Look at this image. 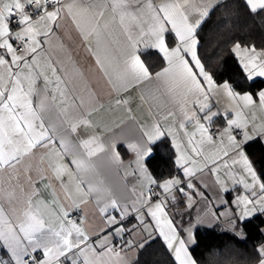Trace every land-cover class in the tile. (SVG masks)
I'll list each match as a JSON object with an SVG mask.
<instances>
[{
  "label": "snow or ice",
  "instance_id": "6c2138e0",
  "mask_svg": "<svg viewBox=\"0 0 264 264\" xmlns=\"http://www.w3.org/2000/svg\"><path fill=\"white\" fill-rule=\"evenodd\" d=\"M218 2L0 0V169L14 166L37 147L57 146L54 129L50 130L46 125L44 114L47 111L48 86L55 83L52 91H59L63 98L64 92L60 90L63 80L56 75L57 69L49 61L46 67L54 80L50 79L41 60L53 27H59V21L63 19L62 13L71 17L84 42L89 46L95 42L96 46L91 48L92 55L114 90L119 92L122 88L126 91L145 82L160 81L177 99L182 117L180 129H184L186 123H193L195 127L191 133L184 132L186 144L178 139L174 127L162 126L159 122L150 127L142 126L139 137L127 144L140 173L147 179V192H141L131 206L137 224L125 227L123 221L130 214L128 206H122L111 196L100 206L101 198L97 195L102 224L95 233L97 239L92 241L88 231L81 227L85 218L82 217L80 223L70 219L71 214L57 206L55 200L49 203L57 207L54 215L58 226L45 219L39 206L44 201L37 191L28 198V207L18 224H13L0 208V264H105V258L112 257L116 258L117 264H138V256L130 261L122 253H138L156 242L171 254L174 264H197L189 248L196 243L193 230L202 221L197 217L194 223L190 221L187 226L178 228L166 207L169 199L176 200L175 192H178L187 197L188 208H191L192 195L185 188L194 189L191 177L209 165H213L211 171L216 174L223 191H228L227 180L243 188V193L231 201L229 211L220 213V216L228 218L236 235L243 234L244 225L255 214L264 215V168L257 169L245 151L250 143L264 141V124L257 127L245 115L246 109L257 106L264 111V88L252 90L257 78H264V49L258 50L255 44L235 42L231 52L240 69L239 77L222 82L214 79L198 55L197 34ZM244 5L251 14L264 12V0H244ZM109 10L111 15L104 20L103 29H108L118 18L126 36L115 79L98 54L102 42L101 20ZM126 21L131 22V27L126 25ZM152 57L159 59V71H154L149 63ZM41 77L44 95L38 104H34L33 98L40 96L36 85ZM213 95H223L229 101L223 113L212 110L213 105L209 101ZM52 103H56L55 95H52ZM93 114L89 112L70 123L65 130L77 133L81 128L86 134L87 138H78L77 145L83 149L85 158L77 157L70 142L63 136L59 138V149L71 155L76 174L74 176L64 164L54 171L58 178L63 173L70 178H78V191L82 190L80 185L84 183L81 174H87L92 168L90 158L105 151L98 136L91 131L90 117ZM217 119L223 123L216 129L214 137L212 125ZM169 137L171 140L167 146L175 151L173 166L182 171L184 179L171 174L154 178L146 167L157 147L163 146ZM214 139L220 141V147L207 156L200 145L212 143ZM112 157L119 162L118 153L113 152ZM101 191L89 184L86 194H99ZM81 203L87 204L88 201ZM222 203L228 204V201ZM75 209L80 210V204H75ZM109 209L118 216L111 214ZM213 217L216 218L215 214ZM125 233L131 238L125 240ZM112 238L122 241L118 251H114ZM37 252H42L43 258H38ZM255 252L256 264H264V244L258 245Z\"/></svg>",
  "mask_w": 264,
  "mask_h": 264
},
{
  "label": "crops",
  "instance_id": "0c3cea01",
  "mask_svg": "<svg viewBox=\"0 0 264 264\" xmlns=\"http://www.w3.org/2000/svg\"><path fill=\"white\" fill-rule=\"evenodd\" d=\"M94 2L102 3L103 0H94ZM191 2L201 4L206 0H191ZM110 15V10L106 11L104 19L101 20L102 42L98 54L108 72L115 79L121 64V51L126 44V36L118 18L109 25L108 29H103L104 20L108 19ZM61 16L63 19L59 21V27H53V34L48 44L44 46L45 50L41 60L50 79L54 80L46 67L49 61L57 69L56 75L63 80L60 85V90L64 92L63 98L59 91H52L56 87L55 83L48 86L47 111L44 114L46 125L50 127V130L54 129L53 134L57 138V146L56 148L51 145L37 147L23 156L20 162L14 166L0 169V208H3L13 224H18L23 219V213L28 207V198L39 191L41 199L44 201L39 206L45 219H50L53 226H58L54 215L57 207L52 206L49 202L55 200L57 206L63 207L68 212L75 209V204H80V208L83 209L82 217L85 218L81 227H84L88 231L90 239L95 241L97 239L95 233L102 224L97 206V195L101 198L100 206H103L109 196L116 198L122 206H128L130 214L123 221L125 227L130 228L138 223L135 213L131 212V206L141 192H147V179L140 173L135 164V156L127 149V144L139 137L141 127H150L156 122L162 126H172L177 132L178 139L184 144L187 143L184 132L191 133L195 131V127L193 123H186L185 128L180 129L182 117L177 99L160 81L145 82L140 86L129 87L126 91L122 88L119 92L114 90L108 83V79L99 70L96 58L92 55L91 48L96 46L95 42L89 46L84 42L71 17L65 13H62ZM126 25L131 27V22L126 21ZM160 67L154 71H159ZM36 86L40 90V96L33 98L34 104H38L44 95L43 77L38 80ZM261 88H264V85ZM52 95L56 97L54 105ZM117 100L120 103H117ZM209 103L213 105V111L221 113L229 105V101L223 95H213ZM89 112L94 113L90 117L91 131L98 136L105 151L97 152L90 158L92 168L87 174H81L84 183L80 185L82 190L78 191L77 184L80 183L78 178H70L67 173H63L58 178L54 169L60 164H64L75 176L76 167L71 163L72 157L59 149V138L63 136L70 142L73 146L72 152L77 157L85 158L83 149L77 145L79 139L87 138L86 134H83L81 128H78L77 133L65 130L69 128L70 123L86 116ZM170 112L174 115H169ZM245 115L257 127L264 124V111L259 106L250 110L246 109ZM222 123V120L217 119L213 125L220 127ZM196 139L199 140V135ZM200 147L205 155L211 156L220 147V141L214 139L212 143H203ZM113 152L119 154V162L113 159ZM218 163L220 162L218 161ZM146 167L148 168L147 165ZM212 167L213 165H209L203 171H196L195 175L191 177L195 188L191 190L185 188L192 195L191 208H188L187 197L181 193L175 192V201L169 199L166 211L178 228L187 226L190 221L194 223L197 217L202 221L198 227L216 224L224 226L225 221L228 222V218L220 216V213L229 211L232 207L231 201L235 196L243 193V188L241 185L233 184L231 180H227L228 191H223L221 184L217 183L216 174L211 171ZM149 172L151 173L150 170ZM177 175L184 179L181 170H177L173 176ZM220 175L223 177V173ZM153 177L155 178L154 175ZM89 184L102 189V191L99 194L95 192L86 194ZM198 193H202V195ZM83 200H87L88 203H81ZM222 201H228V204H224ZM109 211L118 216V213L111 209ZM179 214L183 220L181 226L176 220ZM213 214L216 218L213 217ZM81 218L76 220L77 223H80ZM129 238H131L129 234L125 233L124 239ZM111 243L114 246V251H118L122 246V241L119 238H112ZM37 254L38 258H43L42 252H37ZM136 254L135 251L122 253L130 261L134 260ZM105 264H117V260L115 257L105 258Z\"/></svg>",
  "mask_w": 264,
  "mask_h": 264
},
{
  "label": "trees",
  "instance_id": "16d2710c",
  "mask_svg": "<svg viewBox=\"0 0 264 264\" xmlns=\"http://www.w3.org/2000/svg\"><path fill=\"white\" fill-rule=\"evenodd\" d=\"M198 55L205 68L217 81L235 80L240 69L231 52L232 45L239 41L242 44H255L264 49V12L251 14L244 5V0H220L198 30ZM149 63L156 70L161 66L156 57ZM264 85V79L255 81L253 91ZM164 141L158 146L147 166L155 178L175 175L173 166L175 151ZM257 169L264 168V141L252 142L246 148ZM264 215L255 214L251 221L244 225L243 234L236 235L231 228L219 224L197 227L194 230V245L190 252L197 264H255L258 245L264 243ZM138 264H174V258L161 247L159 242L140 250L134 260Z\"/></svg>",
  "mask_w": 264,
  "mask_h": 264
},
{
  "label": "built area",
  "instance_id": "2783aa9c",
  "mask_svg": "<svg viewBox=\"0 0 264 264\" xmlns=\"http://www.w3.org/2000/svg\"><path fill=\"white\" fill-rule=\"evenodd\" d=\"M219 128L217 125H212V134L214 135V137L217 135L216 133V129ZM71 215H70V219H73V220H79L82 215H83V209L80 208V210H72L69 212ZM36 255L38 256V254L36 253Z\"/></svg>",
  "mask_w": 264,
  "mask_h": 264
},
{
  "label": "rangeland",
  "instance_id": "374dc122",
  "mask_svg": "<svg viewBox=\"0 0 264 264\" xmlns=\"http://www.w3.org/2000/svg\"><path fill=\"white\" fill-rule=\"evenodd\" d=\"M232 47H233V46H232ZM167 204H168V203H167ZM170 209L172 210L171 207H170ZM176 220H177V222L179 223V225L181 226L183 220H182V217H181L180 214L178 215V217L176 218ZM224 227H225V228H229V227H230V225H229V223H228L227 221H225V223H224Z\"/></svg>",
  "mask_w": 264,
  "mask_h": 264
}]
</instances>
